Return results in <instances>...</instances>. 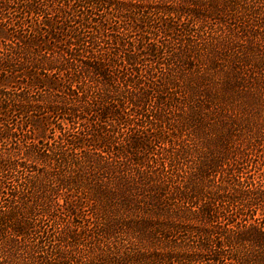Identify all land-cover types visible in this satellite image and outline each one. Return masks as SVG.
<instances>
[{
	"label": "trees",
	"instance_id": "16d2710c",
	"mask_svg": "<svg viewBox=\"0 0 264 264\" xmlns=\"http://www.w3.org/2000/svg\"><path fill=\"white\" fill-rule=\"evenodd\" d=\"M0 264H264V0H0Z\"/></svg>",
	"mask_w": 264,
	"mask_h": 264
},
{
	"label": "rangeland",
	"instance_id": "374dc122",
	"mask_svg": "<svg viewBox=\"0 0 264 264\" xmlns=\"http://www.w3.org/2000/svg\"><path fill=\"white\" fill-rule=\"evenodd\" d=\"M55 226L52 227V229H54Z\"/></svg>",
	"mask_w": 264,
	"mask_h": 264
}]
</instances>
